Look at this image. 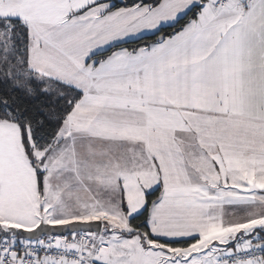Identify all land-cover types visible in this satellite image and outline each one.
<instances>
[{
  "label": "snow or ice",
  "instance_id": "obj_1",
  "mask_svg": "<svg viewBox=\"0 0 264 264\" xmlns=\"http://www.w3.org/2000/svg\"><path fill=\"white\" fill-rule=\"evenodd\" d=\"M0 264H264V0H0Z\"/></svg>",
  "mask_w": 264,
  "mask_h": 264
}]
</instances>
